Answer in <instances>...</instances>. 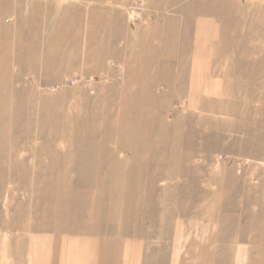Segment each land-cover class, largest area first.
Returning a JSON list of instances; mask_svg holds the SVG:
<instances>
[{"label":"rangeland","instance_id":"rangeland-1","mask_svg":"<svg viewBox=\"0 0 264 264\" xmlns=\"http://www.w3.org/2000/svg\"><path fill=\"white\" fill-rule=\"evenodd\" d=\"M30 227L264 264V0H0L2 264Z\"/></svg>","mask_w":264,"mask_h":264},{"label":"crops","instance_id":"crops-1","mask_svg":"<svg viewBox=\"0 0 264 264\" xmlns=\"http://www.w3.org/2000/svg\"><path fill=\"white\" fill-rule=\"evenodd\" d=\"M203 91L202 87L194 88L190 95L208 96L211 89L206 86ZM196 236L194 249L178 250L174 245L173 249L162 251L145 249L141 244L144 239L91 233H34L30 227L26 232L10 237L7 264H214V235L202 228ZM2 250L6 251L4 247L0 248V252ZM238 252L246 254L245 251Z\"/></svg>","mask_w":264,"mask_h":264}]
</instances>
